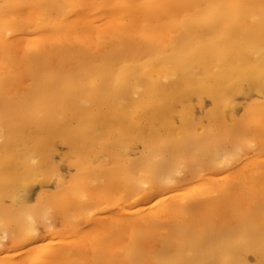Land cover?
Masks as SVG:
<instances>
[{
  "label": "bare ground",
  "instance_id": "1",
  "mask_svg": "<svg viewBox=\"0 0 264 264\" xmlns=\"http://www.w3.org/2000/svg\"><path fill=\"white\" fill-rule=\"evenodd\" d=\"M0 264H264V0H0Z\"/></svg>",
  "mask_w": 264,
  "mask_h": 264
},
{
  "label": "rangeland",
  "instance_id": "2",
  "mask_svg": "<svg viewBox=\"0 0 264 264\" xmlns=\"http://www.w3.org/2000/svg\"><path fill=\"white\" fill-rule=\"evenodd\" d=\"M60 149L63 151V150H64V147H61ZM48 187H49V186H48ZM48 187H46V189H47ZM38 192H39V189H38L37 187H35L34 190H33V192H32V194H31L30 203H33V202H34V200H35V198H36ZM249 259H250V262H251V260H252L251 263H254V259H253L252 257H249Z\"/></svg>",
  "mask_w": 264,
  "mask_h": 264
}]
</instances>
